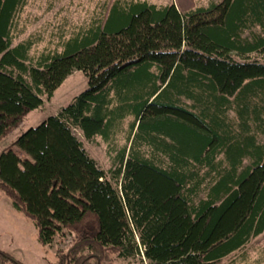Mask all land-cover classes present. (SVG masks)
I'll return each instance as SVG.
<instances>
[{
	"label": "trees",
	"instance_id": "1",
	"mask_svg": "<svg viewBox=\"0 0 264 264\" xmlns=\"http://www.w3.org/2000/svg\"><path fill=\"white\" fill-rule=\"evenodd\" d=\"M25 2L0 0V140L68 75L87 79L0 154V190L39 242L73 236L58 264H220L264 232V0H115L35 60L13 45ZM75 130L115 152L109 177Z\"/></svg>",
	"mask_w": 264,
	"mask_h": 264
},
{
	"label": "rangeland",
	"instance_id": "2",
	"mask_svg": "<svg viewBox=\"0 0 264 264\" xmlns=\"http://www.w3.org/2000/svg\"><path fill=\"white\" fill-rule=\"evenodd\" d=\"M115 0H26L14 19L13 45L30 40V57L35 60L41 53L61 51V44L79 30L101 19L109 5ZM155 5L174 3L179 10L186 11L196 6H207L220 0H144ZM258 31L257 29H253ZM246 31L244 35H248ZM87 88V79L80 71H74L54 90L51 99L42 95V105L31 111L23 124L0 140V154L13 145L17 137L30 127L37 126L47 116L56 114L62 106ZM230 112V117H234ZM124 123L123 127H126ZM124 132L116 136L113 146L117 149L125 142ZM75 136L82 142L87 154L109 177L113 168V155L100 137L91 140L83 138L75 130ZM24 157V156H22ZM115 185V184H114ZM119 189V187H118ZM73 236L64 231L49 245L38 240V230L33 222L16 211L10 199L0 190V250L14 255L22 264H58V255L64 253L72 243ZM138 240L136 239L135 242ZM138 247H140L137 242ZM111 264H149L142 254L113 256ZM220 264H264V232L251 239L248 245L222 260Z\"/></svg>",
	"mask_w": 264,
	"mask_h": 264
},
{
	"label": "crops",
	"instance_id": "3",
	"mask_svg": "<svg viewBox=\"0 0 264 264\" xmlns=\"http://www.w3.org/2000/svg\"><path fill=\"white\" fill-rule=\"evenodd\" d=\"M2 251H4V250H2ZM4 252H6V251H4ZM6 253H8V254H10L9 252H6ZM11 256H13L15 259H17L14 255H12V254H10ZM18 260V259H17ZM21 262V261H20Z\"/></svg>",
	"mask_w": 264,
	"mask_h": 264
}]
</instances>
